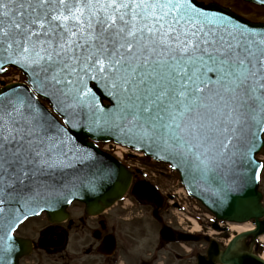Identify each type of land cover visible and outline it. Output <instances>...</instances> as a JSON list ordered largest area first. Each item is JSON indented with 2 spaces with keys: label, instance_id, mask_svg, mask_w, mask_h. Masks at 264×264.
<instances>
[{
  "label": "snow or ice",
  "instance_id": "snow-or-ice-1",
  "mask_svg": "<svg viewBox=\"0 0 264 264\" xmlns=\"http://www.w3.org/2000/svg\"><path fill=\"white\" fill-rule=\"evenodd\" d=\"M9 67L25 79L0 81V264H15L22 225L117 176L80 133L164 159L219 203L258 206L264 26L204 0H0Z\"/></svg>",
  "mask_w": 264,
  "mask_h": 264
},
{
  "label": "flooded vegetation",
  "instance_id": "flooded-vegetation-1",
  "mask_svg": "<svg viewBox=\"0 0 264 264\" xmlns=\"http://www.w3.org/2000/svg\"><path fill=\"white\" fill-rule=\"evenodd\" d=\"M134 206L143 209H132ZM118 207L89 215L82 203L73 202L65 220L51 222L45 214L30 220L28 223L39 226L29 234L24 229L27 223L16 233L31 242L29 254L18 264H198L200 257L206 256L208 240H162L164 225L179 232L192 229L165 215V201L157 214L153 206L136 201L129 209ZM219 228L223 229L204 227L199 235L211 237L223 247L229 226L224 223Z\"/></svg>",
  "mask_w": 264,
  "mask_h": 264
},
{
  "label": "water",
  "instance_id": "water-1",
  "mask_svg": "<svg viewBox=\"0 0 264 264\" xmlns=\"http://www.w3.org/2000/svg\"><path fill=\"white\" fill-rule=\"evenodd\" d=\"M244 1L261 4L259 3V0H255V2L254 0H244ZM215 5L222 7L225 11L236 15L244 22H248L256 26H264V22L250 21L245 17L237 13H234L229 7L222 6L218 3H215ZM80 138L83 143L89 146L94 145L98 149V151L103 154L105 159L113 164L114 168L117 171V176L113 179V181L110 184L106 185L100 192L83 194L79 199H76L81 202H84L85 210L87 213L96 214L101 212L105 208L110 207L116 200H118L125 193V191L127 190L130 184L132 173L128 169H126L125 166L119 163L115 158H113L111 155L101 151L94 142L112 141L129 148L132 147L126 145L125 143H119L116 139L112 138L109 135H103L102 137L94 138L88 136L86 133H80ZM132 149L143 152L146 156L152 158L155 161L166 163L169 165L171 170L177 171L179 175V179L182 185L185 187L187 193L192 198L201 202V204L204 205L207 208V210L210 211L216 217V219L223 220L229 223H235V224H242L249 220H253V222L255 223L256 226L255 229L237 233L234 237H232V239L229 241L226 247L222 250H220L218 248V244L211 239L209 248L207 250V257L201 256L198 261V264H215V263L264 264V260L253 252V244L255 238L258 235L264 233V214H262V210H264V206L261 203L262 194L258 190V187L255 188L252 194L253 199L259 202L258 206L254 209H250L245 205L233 203L232 201H228L226 203H219L216 200L215 196L210 191L205 190V187L202 184H199L194 181H190V179L185 178L180 171L171 167L170 164L164 159H157L155 156L149 154L147 151L140 150L138 147ZM122 177L123 178L130 177V181L125 183L121 179ZM131 192L141 202H146V203L154 202L156 204L155 212L162 205L163 198L159 195V193L151 184L145 181L135 184L131 189ZM66 206H62L63 210L58 212L55 221H60L66 218L67 215V212L65 211ZM46 215L49 221H53L49 219V213H46ZM214 226L216 227V225ZM160 234L162 238L163 237L165 238V239L163 238L164 240H172V241L175 240L186 241L191 239L198 240L201 238L199 236H194L191 234H184V233L175 234L167 226H164L161 229ZM247 238H250L249 242H246ZM19 240L22 243L15 253V257H14L15 264L18 263V259L21 256H24L29 253L31 247L30 242H28L27 240L20 238Z\"/></svg>",
  "mask_w": 264,
  "mask_h": 264
},
{
  "label": "rangeland",
  "instance_id": "rangeland-1",
  "mask_svg": "<svg viewBox=\"0 0 264 264\" xmlns=\"http://www.w3.org/2000/svg\"><path fill=\"white\" fill-rule=\"evenodd\" d=\"M206 2L208 1H216L218 3H222L224 5H228L230 7H232L234 10H236L237 12L243 14L244 16L253 19V20H264V6H258V5H253L250 3H246L243 2L242 0H204ZM0 81H7L9 82L8 79L5 78V80L0 78ZM261 155H264V153H262ZM155 171H159L158 173L161 172V178L160 181H164L165 183H168L167 178H168V174H166V172H163L161 170V168H155ZM165 173V176H163V174ZM149 178H154V176L152 174L148 175ZM172 179V178H171ZM171 183V182H170ZM164 188L166 187V185H162ZM259 189L262 191L263 195H264V182L260 183L259 185ZM263 203H264V198H263ZM119 207L116 206L115 208H113L112 210L118 209ZM132 209H138V210H142V207H133ZM145 209V208H144ZM171 211H174L173 209H170L168 211H166L165 215L168 218H172V213ZM151 224H153L151 222ZM39 226V223H33L30 222L28 223L24 229H26V232L29 234H32L33 230ZM234 234V231L232 232ZM231 237V236H229ZM143 242V240H141Z\"/></svg>",
  "mask_w": 264,
  "mask_h": 264
},
{
  "label": "bare ground",
  "instance_id": "bare-ground-1",
  "mask_svg": "<svg viewBox=\"0 0 264 264\" xmlns=\"http://www.w3.org/2000/svg\"><path fill=\"white\" fill-rule=\"evenodd\" d=\"M252 226L250 223H243V224H230V229L233 230L234 232H242L251 229ZM262 258H264V253L261 255Z\"/></svg>",
  "mask_w": 264,
  "mask_h": 264
}]
</instances>
